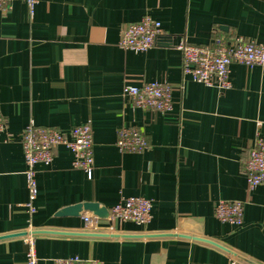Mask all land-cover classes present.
<instances>
[{
    "label": "crops",
    "instance_id": "obj_1",
    "mask_svg": "<svg viewBox=\"0 0 264 264\" xmlns=\"http://www.w3.org/2000/svg\"><path fill=\"white\" fill-rule=\"evenodd\" d=\"M145 16L162 24L154 47L121 49L126 28ZM236 36L264 45V0H39L33 14L20 1L0 11L6 124L0 237L37 232L39 264L74 257L101 264H248L184 236L264 264V186L250 190L245 169L257 133L264 135V66L231 65V88L219 91L185 77L177 49L184 41L209 46ZM149 82L172 87L171 112L141 109L123 97L126 85ZM32 121L66 134L91 125L94 171L89 178L74 169L71 151L56 148L50 165L37 166L30 214L21 135ZM124 127L142 132L150 147L121 153L116 141ZM126 197L152 201L147 226L82 208L93 203L106 214ZM221 200L244 203L241 227L215 218ZM85 215L99 218L96 234L113 237L79 235L86 233ZM27 236L0 240V264H26Z\"/></svg>",
    "mask_w": 264,
    "mask_h": 264
},
{
    "label": "built area",
    "instance_id": "obj_2",
    "mask_svg": "<svg viewBox=\"0 0 264 264\" xmlns=\"http://www.w3.org/2000/svg\"><path fill=\"white\" fill-rule=\"evenodd\" d=\"M16 1L24 3L33 14L39 0H0V11H10ZM162 33V24L145 16L140 22L130 24L123 33L119 47L126 51L147 52L155 45ZM182 55V71L185 77L205 85L227 91L231 88L230 67L240 64L248 67L264 66V45L236 36L230 42L215 40L209 46H195L181 42L177 46ZM172 87L160 82L143 83L140 86L126 85L123 97L135 107L160 113L173 110ZM259 128L262 123H257ZM6 130L4 119L0 116V137ZM21 145L26 163V181L29 202L26 204L30 214L36 212L34 201L38 195L37 166L50 165L54 150L65 147L73 154V168L82 170L89 178L94 171V139L91 125L84 124L73 128L70 134L51 127H42L33 121L23 130ZM116 146L121 153H142L150 145L147 137L134 128H121L117 134ZM250 190L264 186V135L259 131L249 149L245 165ZM153 203L143 197H126L115 205L110 213L111 221L132 222L147 226L152 221ZM215 218L221 223L241 227L244 222V203L221 200L215 207ZM86 233L99 229L97 216L85 215ZM33 232H29L26 264H39ZM52 264H101L97 260H82L79 257L56 259ZM235 264V262H233Z\"/></svg>",
    "mask_w": 264,
    "mask_h": 264
},
{
    "label": "water",
    "instance_id": "obj_3",
    "mask_svg": "<svg viewBox=\"0 0 264 264\" xmlns=\"http://www.w3.org/2000/svg\"><path fill=\"white\" fill-rule=\"evenodd\" d=\"M82 208H84L85 210H90V211H93L99 218H103L104 215L107 216L108 214V217H109V213L107 212L106 214H102L100 213L99 211V207L97 204H93V203H87V204H84L82 206ZM79 209L78 207H76L74 210H70V211H75ZM105 216V217H106ZM104 217V218H105ZM38 233H44V232H38ZM33 235H36L37 232H33L32 233ZM28 235V233H18V234H12V235H7V236H3V237H0V240H5V239H12V238H17V237H24ZM81 236H89V237H102V238H110V237H113L112 235H103V234H96V233H83V234H79ZM167 235H149V236H146V237H149V238H156V237H165ZM116 237V236H115ZM184 238L186 239H191L193 241H197V242H200V243H205V244H208L210 246H213L221 251H224L225 253H228L236 258H238L239 260H242L243 262H246L248 264H253L251 263V261H249L248 259L230 251V249L216 243L215 241H211V240H207V239H203V238H198V237H189V236H184Z\"/></svg>",
    "mask_w": 264,
    "mask_h": 264
}]
</instances>
